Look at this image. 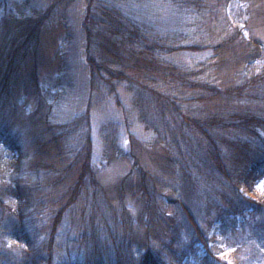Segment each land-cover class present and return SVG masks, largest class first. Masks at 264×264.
<instances>
[{"label": "trees", "instance_id": "16d2710c", "mask_svg": "<svg viewBox=\"0 0 264 264\" xmlns=\"http://www.w3.org/2000/svg\"><path fill=\"white\" fill-rule=\"evenodd\" d=\"M77 1L47 0L5 27L0 264H183L187 256L264 264V238L255 237H264V194H245L264 179V0L239 1L244 28L229 14L236 0H80L88 97L80 114L61 120L51 106L70 67L67 12ZM149 1L181 11L190 31L163 30ZM45 26L63 39L43 79ZM178 52H190L188 62L171 60ZM103 101L122 114L97 135L104 162L130 164L112 186L92 158L93 111ZM116 122L128 129L130 151ZM135 123L153 133L140 146ZM247 242L255 250L244 253Z\"/></svg>", "mask_w": 264, "mask_h": 264}, {"label": "rangeland", "instance_id": "374dc122", "mask_svg": "<svg viewBox=\"0 0 264 264\" xmlns=\"http://www.w3.org/2000/svg\"><path fill=\"white\" fill-rule=\"evenodd\" d=\"M236 5L233 4L229 8V14L231 15L232 19H239L240 14L238 12V7L240 6L239 1L236 0ZM47 4V0H0V47L3 44H7L8 42V36L5 31V27H11L14 25V22L16 23L17 19L24 18L26 16H29L32 14L31 10L36 7H40V5ZM161 6L154 7V3L147 2L146 5H149V10H153L156 8V10L161 15V23L160 26L163 30H172V28H175L177 26H182L183 30L190 31V28L187 29L186 25L184 23H181L180 21L183 20V14L181 11L174 10L173 7H171L170 4L162 2L159 3ZM154 7V8H153ZM84 5L79 0L75 4L73 3L67 14H68V21L71 23V29L68 28V31L72 33V37H74L73 46L70 49L69 52V64L70 67L68 68V71H66L64 78H61L63 85V91L58 92L55 94V97L58 99L53 102L52 104V111H51V118L52 116L54 118L58 119H65L68 120L72 118L73 116H76L77 114H80L87 102L88 97V78H89V69L87 66V63L84 58V47H85V40L83 37V34L80 29V22L84 13ZM63 8H60L59 10L62 11ZM39 11L35 13L37 16ZM180 13V14H179ZM33 16V17H35ZM186 20V19H185ZM14 21V22H13ZM181 23V24H180ZM241 27L244 28L243 22L240 20L238 22ZM244 30V29H243ZM245 33H248L247 30H244ZM258 35L261 37V39L264 42V26H260L257 28ZM63 31L60 30V28H55L54 26H51L50 28H46V26L43 28V32L40 35L41 43L39 47V56L41 57L42 62V78L44 79L45 76L49 73V65H43L47 64L52 55L55 53L56 48L59 44V41H61L63 38L62 35ZM61 39V40H60ZM190 52H178L177 54L172 55L171 60L175 62H188L190 59ZM264 58V55H263ZM261 63V62H260ZM262 64V63H261ZM255 72L250 71L249 73ZM60 74V77L62 76L61 72H58ZM124 97L126 98L127 95L124 94ZM124 99V98H123ZM25 101V112L31 113L35 109V103L30 101V99L24 98V94L21 98V102ZM112 102L105 105L104 101L96 106L93 111V129H94V146H93V153L92 158L94 164H96L97 169H99L101 178L105 185L112 186L116 184L120 178L129 170L130 164L127 161L122 160H115L110 164H106L104 162V159L102 157V149L100 142L98 141L101 137V135L104 133L102 127H107L109 120H121L122 114L119 108H116ZM10 105H6L5 109L8 112V117L11 116V109L9 107ZM57 116V117H56ZM11 120V119H10ZM120 128L122 129V140L121 142L124 143L125 149L127 151H130L131 148V140L128 134V129L126 130V127L123 125H120L118 122H116ZM133 127V126H132ZM28 126L21 127V130L18 131L22 135H26L28 132ZM134 130L135 133L132 135L134 137L135 144H138L137 146H140V143L144 142V140L148 139L153 133L149 131H143L141 125L135 123L134 124ZM113 133L114 131L111 130ZM100 137H98V136ZM198 141V140H197ZM196 145L197 152L199 151V154L201 155L202 148H199L197 145L199 143H194ZM1 169H0V185L2 184V178H1ZM257 188V194L254 192H247L245 193L247 196L252 198H257V195L264 194V179L261 183L258 184ZM195 206H198V201L195 202ZM135 207V205H134ZM130 208H133L132 205ZM135 209V208H134ZM255 237L259 238L261 241L264 237H261L260 234L255 233ZM235 239V238H234ZM238 240V237H236ZM248 244L244 246V253H249V251L255 250V246L247 242ZM241 245V244H240ZM205 251V250H204Z\"/></svg>", "mask_w": 264, "mask_h": 264}, {"label": "clouds", "instance_id": "9594fccd", "mask_svg": "<svg viewBox=\"0 0 264 264\" xmlns=\"http://www.w3.org/2000/svg\"><path fill=\"white\" fill-rule=\"evenodd\" d=\"M183 264H194L193 257L192 256L185 257Z\"/></svg>", "mask_w": 264, "mask_h": 264}]
</instances>
